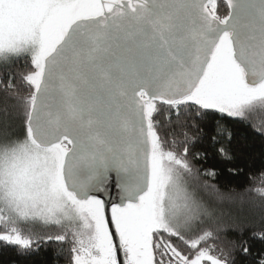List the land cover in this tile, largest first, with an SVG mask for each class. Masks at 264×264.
I'll return each mask as SVG.
<instances>
[{
    "label": "snow or ice",
    "instance_id": "6c2138e0",
    "mask_svg": "<svg viewBox=\"0 0 264 264\" xmlns=\"http://www.w3.org/2000/svg\"><path fill=\"white\" fill-rule=\"evenodd\" d=\"M226 2L221 18L217 0H0V61L27 53L34 69L26 134L0 145V240L29 249L16 225L41 222L71 232L73 264H225L199 247L211 231L184 235L203 209L188 149L165 150L154 115L264 110V0ZM112 186L114 232L98 195Z\"/></svg>",
    "mask_w": 264,
    "mask_h": 264
},
{
    "label": "trees",
    "instance_id": "16d2710c",
    "mask_svg": "<svg viewBox=\"0 0 264 264\" xmlns=\"http://www.w3.org/2000/svg\"><path fill=\"white\" fill-rule=\"evenodd\" d=\"M227 12V4L217 0V15L222 18ZM33 70L28 56L0 65V145L26 134L25 109L17 97L30 94L23 76ZM158 108L154 121L163 146L177 154L188 149L192 171L185 179L203 209L200 221L184 233L186 239L211 231L212 238L200 248H208L225 264H259L264 259V195L256 189L264 188V132L254 127L264 128V110L241 120L215 110L194 119L195 112L187 107L181 108L179 116L168 106L158 104ZM8 227L0 223V233ZM42 227L32 234L22 230L32 239L29 249L0 240V264H73L71 236L67 233L64 241H57L55 236L65 234L62 227ZM171 240L184 255L191 257L198 251L175 237ZM159 259L157 252V264ZM164 259L167 264L168 257Z\"/></svg>",
    "mask_w": 264,
    "mask_h": 264
},
{
    "label": "water",
    "instance_id": "95a60500",
    "mask_svg": "<svg viewBox=\"0 0 264 264\" xmlns=\"http://www.w3.org/2000/svg\"><path fill=\"white\" fill-rule=\"evenodd\" d=\"M227 4L226 0H219ZM160 105V103L158 102ZM163 105V104H161ZM167 106V105H165ZM110 195L98 194L100 198L105 200V218L109 222L110 231L114 232V226L111 225V205L112 203H119V198L117 197V190L114 186L109 188Z\"/></svg>",
    "mask_w": 264,
    "mask_h": 264
},
{
    "label": "rangeland",
    "instance_id": "374dc122",
    "mask_svg": "<svg viewBox=\"0 0 264 264\" xmlns=\"http://www.w3.org/2000/svg\"><path fill=\"white\" fill-rule=\"evenodd\" d=\"M20 56H25V57H29L30 58V54H27V53H25V54H21ZM15 59V58H17V57H12V58H10V59H8L7 61H0V65H3V64H6V62H8V61H10V60H12V59ZM30 61H31V59H30ZM188 187V186H187ZM188 190H189V192L190 193H192L193 194V197H194V199L197 201V203H198V200H197V198H196V196L194 195V193L192 192V190H190L189 188H188ZM6 215H7V213H5ZM10 225V224H9ZM17 227H19V228H21L22 230H27L28 232H29V234H32V233H35V230H37V229H39V230H42L43 229V227L42 226H44V227H46V226H48V225H44L43 223H41V222H28V223H19V224H17L16 225ZM54 226V225H53ZM55 226H57V225H55ZM10 227H11V225H10ZM187 232V231H186ZM185 233V232H184ZM68 234H69V237L71 236V239H72V242H73V245H74V241H73V238H72V235H71V232H68ZM205 262H207V261H205ZM208 264H209V262H207ZM205 264V263H204Z\"/></svg>",
    "mask_w": 264,
    "mask_h": 264
},
{
    "label": "flooded vegetation",
    "instance_id": "af4514ba",
    "mask_svg": "<svg viewBox=\"0 0 264 264\" xmlns=\"http://www.w3.org/2000/svg\"><path fill=\"white\" fill-rule=\"evenodd\" d=\"M227 14H228V12H227Z\"/></svg>",
    "mask_w": 264,
    "mask_h": 264
}]
</instances>
